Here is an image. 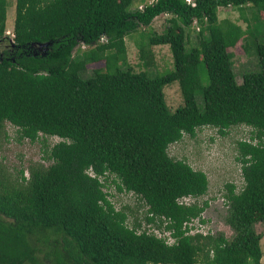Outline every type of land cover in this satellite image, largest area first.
<instances>
[{"label":"trees","instance_id":"1","mask_svg":"<svg viewBox=\"0 0 264 264\" xmlns=\"http://www.w3.org/2000/svg\"><path fill=\"white\" fill-rule=\"evenodd\" d=\"M135 1L15 0L11 36L9 0H0V135L11 122L20 139L62 138L46 143L48 165H30L29 176L21 169L15 181L0 178V264H263L256 223L264 221V0H141L143 9ZM227 6L241 11L246 28L219 17ZM163 13L168 24L146 34L149 53L142 45L141 58L150 65L152 47L169 44L174 67L135 70L127 36ZM250 36L260 69L240 83L229 48ZM48 41L47 50L37 48ZM101 60L105 67L84 75ZM174 81L184 103L172 110L165 87ZM242 124L253 132L238 143L244 185L226 184L233 235L191 234L186 222H205L209 201L184 198L205 195L209 176L169 147L204 126L225 134ZM111 182L147 206L143 218L131 220L130 204L116 207ZM50 234L52 257L41 254Z\"/></svg>","mask_w":264,"mask_h":264},{"label":"rangeland","instance_id":"2","mask_svg":"<svg viewBox=\"0 0 264 264\" xmlns=\"http://www.w3.org/2000/svg\"><path fill=\"white\" fill-rule=\"evenodd\" d=\"M140 1H135V5H138V7L143 6L144 2L141 3ZM147 1L150 2L152 0ZM245 13L249 18L252 15L249 9ZM262 15L264 16V12H262ZM15 16V0H9L7 30H13ZM170 16L169 13H163L154 19L152 25L146 28L147 31L142 32L145 29L142 28L127 36V59L135 70L148 69L153 73H161L173 69L174 61L169 44H160L152 47L154 60L150 65H146L145 61L141 58L140 51L143 45L145 51L149 53L148 36L146 34L152 31L162 33L168 24ZM219 17L221 19H232L244 28L247 26L245 19L241 15V11L232 6L221 7L219 9ZM196 34L197 30L192 29L189 45L196 43ZM258 40L264 41V33H262L261 37H258ZM255 44L256 41L250 36L247 42L239 41L235 46L229 48L234 53V69L237 74V80L240 83L243 81L246 73L260 69ZM99 67H105V60L89 64L84 75H90L95 68ZM165 95L168 105L172 110H175L184 103L178 81H174L165 87ZM252 132L253 128L245 124L233 126L225 134H222L216 127L204 126L198 128L194 137L185 134L180 141L170 145L169 152L171 156L188 161L194 168L204 170L209 176V190L205 195L199 198H184L185 202L209 201V206L202 214L205 222L201 220L202 226L200 232L207 231L214 234L223 232L228 237L233 235V229L226 222L228 210L225 197L227 193L226 184L235 183L238 190L244 185L242 165L238 159V143L241 140H249ZM19 136L18 127L11 122H6L5 132L0 135V178L4 180L15 181L19 177L21 169H25V175L29 176V166L32 164L41 162L48 165L50 161L43 159L47 149L46 143L53 145L62 140L59 136H51L46 140V143L42 140L31 142L28 139H20ZM108 190L113 194L110 198L117 208H121L125 204L132 206L133 214L131 215V220L134 217L143 218L147 206L133 192L118 191L114 183L111 184ZM143 228H148L149 230H154L157 234H162L161 230L146 223H144ZM256 230L262 234V262L264 264V221L256 223ZM37 235L42 237L41 232ZM53 238H55V235L50 234L49 242L41 245L43 251L41 254L50 253L52 257L55 245Z\"/></svg>","mask_w":264,"mask_h":264},{"label":"built area","instance_id":"3","mask_svg":"<svg viewBox=\"0 0 264 264\" xmlns=\"http://www.w3.org/2000/svg\"><path fill=\"white\" fill-rule=\"evenodd\" d=\"M186 1H188V2L191 3L192 5H195V4H196L194 0H186ZM148 2H149V1H148ZM153 2H154V1L152 0V1H150L149 3H153ZM142 5H143V6H140V7H139L140 9H143V8L145 7L146 3H144V4H142ZM197 29H199V28H197ZM6 33H7V34H10L11 36H14V32H13V30H12V31H11V30H6ZM105 39H106L105 37H102V38H101V41H104ZM82 47L85 48V47H86V44H83ZM89 173H90L91 176H96L95 172H94L93 170H91V169L89 170ZM185 226H188V227L190 228L189 233H191V234H195V233L201 231L202 222H201V220H200L199 218H194V219H192L191 221L186 222ZM161 233H162V232H161ZM202 233L206 234V233H208V232H207V231H202ZM165 235H167V242H168V243L172 244V243L175 242V238H173V237L171 236V234H170L169 231H166L165 233H162V234H160V233L158 234V236H165Z\"/></svg>","mask_w":264,"mask_h":264},{"label":"water","instance_id":"4","mask_svg":"<svg viewBox=\"0 0 264 264\" xmlns=\"http://www.w3.org/2000/svg\"><path fill=\"white\" fill-rule=\"evenodd\" d=\"M51 41H48V42H44V43H40V44H38L37 45V48L39 49V50H47L48 49V47H49V45H51Z\"/></svg>","mask_w":264,"mask_h":264},{"label":"flooded vegetation","instance_id":"5","mask_svg":"<svg viewBox=\"0 0 264 264\" xmlns=\"http://www.w3.org/2000/svg\"><path fill=\"white\" fill-rule=\"evenodd\" d=\"M2 46H3V43H0V48H2ZM3 50H2V54H1V57H3Z\"/></svg>","mask_w":264,"mask_h":264},{"label":"clouds","instance_id":"6","mask_svg":"<svg viewBox=\"0 0 264 264\" xmlns=\"http://www.w3.org/2000/svg\"><path fill=\"white\" fill-rule=\"evenodd\" d=\"M8 35H10V34H8ZM87 47H88V46L86 45V47H85V48H87ZM85 48H83V47H82V49H85Z\"/></svg>","mask_w":264,"mask_h":264},{"label":"bare ground","instance_id":"7","mask_svg":"<svg viewBox=\"0 0 264 264\" xmlns=\"http://www.w3.org/2000/svg\"><path fill=\"white\" fill-rule=\"evenodd\" d=\"M220 131V130H219Z\"/></svg>","mask_w":264,"mask_h":264}]
</instances>
